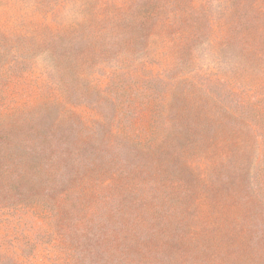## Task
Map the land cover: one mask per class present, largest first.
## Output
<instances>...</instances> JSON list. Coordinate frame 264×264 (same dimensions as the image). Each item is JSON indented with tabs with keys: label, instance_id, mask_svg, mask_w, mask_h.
Returning <instances> with one entry per match:
<instances>
[{
	"label": "rangeland",
	"instance_id": "1",
	"mask_svg": "<svg viewBox=\"0 0 264 264\" xmlns=\"http://www.w3.org/2000/svg\"><path fill=\"white\" fill-rule=\"evenodd\" d=\"M208 16L0 0V206L71 189L132 264H264V66ZM60 214L0 209V264H93Z\"/></svg>",
	"mask_w": 264,
	"mask_h": 264
},
{
	"label": "trees",
	"instance_id": "2",
	"mask_svg": "<svg viewBox=\"0 0 264 264\" xmlns=\"http://www.w3.org/2000/svg\"><path fill=\"white\" fill-rule=\"evenodd\" d=\"M189 3L209 26L213 22L208 16L210 9L222 15V20L215 24L223 26L229 34L227 37L230 36L229 39L237 46L239 70H248L250 65L264 66V0H189ZM0 209L30 214L40 220L57 216L61 211L64 229L59 228V231L67 232L66 235L73 239L70 243L72 254L77 247L87 246L96 249L93 251L98 259H93V264H132L130 256L121 248L111 250V246L118 243L117 239L97 233L96 223L92 220L93 207L80 200V195L74 190H43L32 194L27 202L21 198L16 203L0 206ZM80 255L83 257L80 264L91 263L86 252L80 251Z\"/></svg>",
	"mask_w": 264,
	"mask_h": 264
}]
</instances>
